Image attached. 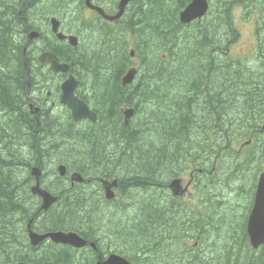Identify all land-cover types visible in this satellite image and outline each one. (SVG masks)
Listing matches in <instances>:
<instances>
[{
    "label": "trees",
    "instance_id": "1",
    "mask_svg": "<svg viewBox=\"0 0 264 264\" xmlns=\"http://www.w3.org/2000/svg\"><path fill=\"white\" fill-rule=\"evenodd\" d=\"M28 1L0 0V264H80L67 248H57L53 255L49 250L37 261L33 251L23 250L29 223L24 225L25 220L36 213L29 204L28 183L34 179L30 162L39 161L45 147L58 154L49 162L53 168L65 164L68 170L95 173L93 178L100 180L114 178L138 196L141 193L140 198L132 194L135 200L142 199L135 207L109 214L111 230L129 249L124 255L133 264H264V245L252 249L246 225L257 173L264 169V0H210L207 17L189 25H183L179 16L192 0H132L119 21L97 20L101 28L108 26L106 38L86 30L83 44L65 54L57 50L61 45L52 35L53 42L43 51L69 65L68 74L79 81L77 96L97 112L96 123H75L66 108L62 114L40 104L39 114L24 109L28 75L24 48L18 42L21 35L36 31L33 17L38 19L34 12L21 17V10L31 7L27 8ZM69 1L53 0L65 12ZM239 8L245 20L255 24L252 58L231 56L241 38L233 18ZM23 17L31 27H21ZM7 29L20 35L8 38ZM27 58L32 68L31 47ZM133 67L137 76L124 85L121 80ZM40 73L45 74L31 72L32 87ZM46 74L40 99L50 96L57 105L60 89L53 82L68 74ZM125 106L134 108L128 126L123 124ZM7 141L12 143L8 147ZM23 145L28 157L14 148ZM230 151L236 161L226 164ZM199 156H204L206 176L201 175L204 183L197 179L196 189L207 194L201 201H206L205 213L203 203H179L174 193L172 205L157 201L152 189L164 188L166 193L167 184L196 164ZM40 162L36 165L44 173L46 164ZM225 166L232 171L219 180ZM100 180L95 183L102 187ZM237 190L236 195L240 190L248 195L242 212L227 199ZM61 196L69 199L66 206L41 212L43 228L72 230L103 241L108 232L104 212L110 210L94 208L71 192ZM232 217L241 220H236L239 238L231 233L234 223L226 221ZM14 242L12 255L9 246Z\"/></svg>",
    "mask_w": 264,
    "mask_h": 264
},
{
    "label": "flooded vegetation",
    "instance_id": "2",
    "mask_svg": "<svg viewBox=\"0 0 264 264\" xmlns=\"http://www.w3.org/2000/svg\"><path fill=\"white\" fill-rule=\"evenodd\" d=\"M41 1H43V0H29L27 8L29 6H31L29 8V10H32V11L35 10L36 6L40 5ZM73 1H74L75 6H76V8H73L75 12H79V11L85 12L86 11L89 14V16L92 17L93 20H96L99 17L96 10L86 7V5H85L86 0H73ZM119 2H120V0H114V1H111V0H92V4L94 6H97L99 8L104 9L106 13L111 11L110 10L111 7L114 8V11L117 12V9H118L117 6H118ZM22 11H23L22 14L20 13L21 16L23 15V13H25L26 10L23 9ZM75 17L78 19H83L82 16H80V15H76ZM54 18H56L58 20V22H60L61 31L64 32L62 34H64L67 38L61 40L54 33H53L54 35L53 34H51V35H53L60 43L64 44L65 45L64 47H66L67 49H70V47L71 48H77L78 46H72V44L69 42V37H71V36L77 37V36L75 34L69 33L68 31L65 30V28L63 27V24H64L63 19H61L58 16L57 17L53 16L52 19H54ZM48 23L50 26V30H52V24L50 22H48ZM58 33H60V32H58ZM7 34H8L7 37L12 38L13 40L15 39V37H18V35H20V33H18V32H13V31L10 32V29H7ZM27 39H29V43L27 44V46L23 47L24 48V51H23L24 60L23 61H24L26 73L28 75V90H27V92L25 91L26 97H24V98H25L26 104H25V106L23 105V107H24V109L26 108L25 110H27L29 114L33 113L35 111V109L38 108V104H40L43 107V109H46V110L50 109V112H53L54 111L53 107L56 104L54 101H52L49 98L50 96L48 98H44L43 100H41L40 99L41 95L39 93L34 92L35 89H37V90L43 89L42 83L45 82L46 77L48 75V74H46V72L53 73L52 70L50 69V67H48L47 65L41 66L39 64L41 71L44 72L45 74H42V78L40 80L39 79L35 80V84H33L34 85L33 87L31 85L32 79H33L31 72L33 73L38 68L37 63H39V62L37 59L39 58V56L41 54L46 53V52L43 51L38 55V57L35 59L37 62L32 66V68H30V66L28 64L29 60L27 58V53H28L29 48L32 47L31 43L40 39V34H39V38H37L36 40H32L29 37ZM77 39H78V45H79L81 43V40L79 39V37H77ZM18 43L21 44V42H18ZM47 52H49V51H47ZM57 59H59V57ZM35 60H33V62H35ZM59 61H61V59H59ZM31 88H32V90H31ZM49 102H50V106H48ZM87 105L90 107L89 104H87ZM132 110H134V108H132ZM93 112L96 114V116L98 118L97 112H95V111H93ZM71 120L73 121V117ZM81 121H86L89 123L90 122L96 123L98 121V119L96 120V122H92L91 120H88V119H82ZM123 124L125 126H128L130 124V122L128 119L123 118ZM11 144L12 143L10 141H7L6 145L8 147V145H11ZM193 147H196V145L194 144ZM243 148H245V146ZM47 149H48V147L44 148V150H47ZM204 164H205L204 156L203 157L199 156L198 162L196 164H194L195 166L190 165L189 167H186L183 169V172H185V173L182 174V176H184L185 174H188V177H189V182L187 184L188 188H192V187H194V189L196 188V182H197V179H199L198 176L199 175L201 176L203 174ZM45 170L46 169L43 170L44 173L41 171V174L39 177L40 187L43 188V184H45V183H49L52 189L59 188V186L63 187V192L58 193L56 190H53L51 192L53 197L56 199L54 205L51 207H58L59 206V208H60L61 206H66L69 199L67 197H62L61 194H63V193L67 194V193L71 192L72 189L77 190V191L71 192L73 195H75L76 198H82L87 202L89 200V205L94 206V208H104V209H108V210L115 209V208H121V207H123V205H122L123 202L126 201L128 198L130 201L129 205H131L133 203L131 200V196H132V194H134L135 189H128L126 186L119 185L118 181L115 180L114 178H112V179L108 178V180L107 179L101 180L102 181V188H101V190H98V189H94V188L96 186L95 181L100 180V178H101L99 176H98L99 178H91V179L86 180V182H88V184H84V183L79 184L76 182H74V183L71 182L74 178L73 177L74 172H72L71 170L66 169L67 170L66 175L65 176H59V177L54 172L52 173L51 177H48L47 175L51 171L50 170L45 171ZM92 176L96 177L97 175H95V173H94V174H92ZM31 182L32 181H30L29 183H31ZM33 182L35 184V182H36L35 178L33 179ZM104 182L106 184H104ZM183 183H184V181L182 182V184H180V186L177 187V189H175L177 191L175 198H177V199H181L182 195L184 194L183 193V191H184ZM44 188H47V187H44ZM162 189H164V188L157 190L156 191L157 194L155 193V196H156L157 201H161L163 203L166 199H170L171 196H174V194L172 191H170L171 187L169 184H167V187L165 189L166 193L164 191H161ZM159 193H160L161 197H159ZM180 194H182V195H180ZM108 198H109V200H108ZM82 203L84 204V202H82ZM29 204L33 207V209L36 210V213L31 214L33 216H31L27 220H25L24 225L29 222L26 225V230L27 231L31 230L29 232L30 235H31L32 231L35 233H38V234H44L42 232H44L45 229L43 228L42 230H38V225H39L41 218L44 217L43 213L48 212L51 209V207H48L49 209L44 210L42 208L43 204H42L41 198L39 196H34L32 194H31V200H30ZM70 205L72 206L73 204H71V203L68 204V206H70ZM41 212H43V213H41ZM106 213L108 214V216L106 217V219L108 220V223H106V227L108 228V232L104 237V242H103L104 245L101 247L98 244V247L96 249L91 248L90 245H89L90 248L88 247L85 249H79V251H81L82 254H84V255L92 253V251L98 253L96 256L90 255L91 258L87 259L84 262L86 264L89 262L91 264H97V263L104 264V262L107 261V258L110 255H120L121 257L129 260V258H127L124 255V253H126L129 249L126 248L124 242H122L118 239V237H117L118 233L112 232V230H111L112 228L110 226H111L112 220H111V218H109V217H111V215H109L111 212H106ZM41 227H43V223H41ZM51 231H54V230L46 229L45 233H48ZM16 244H17V242L16 243L14 242L12 244V246L11 245L9 246V250L12 252V255L14 254V248L16 247L15 246ZM36 245H37L36 247H33V246H31V244L29 242V244L25 245L23 250L30 252V251H33L35 249L36 252H43L44 249L47 247L48 250L56 252L57 248H65L62 245L54 243L50 239L42 241Z\"/></svg>",
    "mask_w": 264,
    "mask_h": 264
},
{
    "label": "rangeland",
    "instance_id": "3",
    "mask_svg": "<svg viewBox=\"0 0 264 264\" xmlns=\"http://www.w3.org/2000/svg\"><path fill=\"white\" fill-rule=\"evenodd\" d=\"M111 1H114V0H111ZM68 11H64V10H62L63 8H62V6H61V3H58V2H53V0H43V1H41L40 2V5H37L36 6V8H35V10H27V11H25V13H28L27 14V16L29 15V13L30 12H34V14H37L36 16L38 17V19H36L35 17H33V20H34V23H35V27H32V29H34V30H38L40 33H41V35H43V37L41 38V39H39V40H36L37 38H39V36L37 37V38H31L29 35L30 34H32V33H38V32H36V31H30L29 33H28V35H25V34H23V35H21L22 37H19V39H20V41L19 42H21V44L20 45H22L23 47H25L26 45H27V43H29V39H27V36L29 37V38H31L32 40H36V41H34V42H32L31 43V56L34 58L33 60H35L37 57H38V55L41 53V52H43V50L45 49V46H47L48 45V42H53V38H52V35L51 34H53V32L50 30V26H49V20H50V18H52L53 16H55V17H60L61 19H63L64 21V24H63V27L65 28V30L66 31H68L69 33H72V34H75L77 37H79V39L81 40V43L79 44V45H81V44H83V42H84V40H83V38L81 37V36H83L84 38H85V31L86 30H96L97 31V33L101 36V37H103V38H106V37H108V32H107V29H108V26H102V28L101 27H98L96 24H95V21L92 19V17L91 16H89V14L85 11V12H75L74 11V9L73 8H76V6H75V4H74V1L73 0H70L69 1V5H68ZM110 10H114V8H112L111 7V9ZM22 10H21V14H22ZM62 13V14H61ZM244 10L243 9H241V8H239V9H237L236 10V12L233 14V18H234V22H235V25H236V27L239 29V31H240V33H241V38H240V42L237 44V45H235L233 48H232V51H230L231 52V56H232V58L233 59H242V58H252V57H254V54H255V24H254V22L253 21H246L245 19H246V15H244ZM24 14V13H23ZM76 15H80V16H82V18L83 19H78V18H76L75 16ZM22 17V16H21ZM207 17V16H206ZM205 17V18H206ZM22 19V18H21ZM23 19H24V17H23ZM25 20V19H24ZM27 20H28V23L30 22V20L29 19H26L25 21H23V22H21L20 24L22 25L21 27H31V26H29V24L27 23ZM69 21V22H68ZM106 29V30H105ZM99 31V32H98ZM39 34V33H38ZM54 35V34H53ZM26 36V37H25ZM54 37V36H53ZM55 38V37H54ZM50 40V41H49ZM57 40V39H56ZM57 42L61 45V47H64L65 45L64 44H62V43H60L58 40H57ZM79 45H78V47H79ZM23 47H21V48H23ZM57 47V46H56ZM61 47H57V50H62L63 51V53H65V54H68V53H70V50H68L67 48L66 49H64V48H61ZM132 52L134 53V51H131V55L130 56H134L135 55V53L132 55ZM134 58V57H133ZM37 61L35 60V62H34V64L36 63ZM33 64V65H34ZM137 67H133V69H136ZM41 70V69H40ZM40 70H38V69H36L35 71H34V73L35 72H38V71H40ZM137 70V69H136ZM42 78V74L40 73V75L37 77V79H41ZM123 79H124V77H123ZM122 79V80H123ZM121 80V81H122ZM62 81L63 80H61L60 78H58V79H56L54 82H53V84L54 85H60V83H62ZM133 81V80H132ZM134 82V81H133ZM132 82V83H133ZM123 83V82H122ZM132 83H130V84H127V85H131ZM37 89H35L34 90V92L35 93H39L41 96H42V91H43V89H40V90H37ZM40 96V97H41ZM48 106H50V104L48 105ZM105 107H108V105L107 106H105ZM129 107H127V106H125V107H123V108H121V110H122V112L124 113V111H126L127 109H128ZM54 110H55V112H57V113H60V114H62L63 112H64V107L60 104V103H58L57 105H56V107L54 108ZM134 114L132 113V115L130 116V117H132ZM126 117H128V116H126ZM125 117V118H126ZM72 118V117H71ZM128 120L130 119V118H127ZM73 122H75L74 120H73ZM87 123L86 121H81V122H75V123ZM51 144H53V143H51ZM248 144H249V142H248ZM24 145L22 146V148H20L19 146H17V147H14V148H16V152H17V154L18 153H20V155L22 154L24 157H28V156H26L25 155V152H26V154H28L29 152H28V149H27V147H25V149H24ZM51 147H53L52 145H51ZM238 149V148H237ZM44 150V149H43ZM239 150V149H238ZM230 155H231V158H229V160L227 161V163L226 164H228V163H234V162H232V160L234 159L235 160V158H234V155H233V152H231L230 151ZM58 157V154L57 153H55L52 149H50V148H48L47 150H44L43 151V153H42V155H41V157L40 158H38L39 159V161H41L40 162V164H43V163H45L46 164V170H50L51 172L50 173H48V177H51L52 176V173L54 172L58 177H59V171H57L56 170V168H57V165L55 166V168H53L52 167V164L51 163H49L50 161H52L53 159H55V158H57ZM22 160H24L23 158H22ZM38 160H34V163L33 162H30L31 164H32V167L30 168L31 170H32V168L34 167V169L35 168H40L41 169V167L40 166H37L36 165V163L37 162H39ZM236 161V160H235ZM239 165V164H238ZM208 166V165H207ZM218 169L217 170H221V164L219 165L218 164ZM231 166H225L224 167V171H222V173H221V175H220V178H219V180H223L222 178H224V177H226V175H228V173H230L232 170V168H230ZM21 170L23 171V167H21ZM42 170V169H41ZM45 170V171H46ZM21 171V172H22ZM72 172H74V178L75 179H78V176L80 177V175H78L79 173H78V171H72ZM71 172V173H72ZM22 173H24V172H22ZM259 173H261V171L259 172ZM259 173H257V175L259 174ZM203 174H204V176H206V173H204L203 172ZM66 175V174H65ZM65 175H62V176H65ZM77 176V177H76ZM89 176V175H88ZM204 176H201V177H199V180L201 179L202 180V183H204V181H205V177ZM259 176V175H258ZM222 177V178H221ZM91 178H93V176H89V179H91ZM182 179H183V181H184V183H183V189H185V188H187L186 189V191L184 192V196L182 195V198L181 199H179V203H187V204H190V205H192V206H195V204L196 205H200L201 203H203L204 205H203V207H202V212H204L205 213V202L206 201H204V202H201V201H203V198L205 197V196H207V194L205 193V191L203 190V189H200V188H198V189H194V187H192V188H188V182H189V177L188 176H186V175H184V176H182L181 177ZM227 178V177H226ZM86 180H88V179H86ZM86 180H84L83 182L85 183V184H88V182H86ZM30 185H29V187H32V186H34L35 184H34V182L32 181L31 183H29ZM46 184V183H45ZM48 185H50L49 183H47ZM171 184H172V181H171V183H170V187H171ZM95 185L98 187L99 186V183L98 182H96L95 183ZM45 186H44V184H43V188L41 187V189L42 190H46L45 188H44ZM202 188H204V186L202 187ZM47 191V190H46ZM152 191H154L155 193H156V190H154V188L152 189ZM170 191H171V189H170ZM49 192V191H48ZM173 192V191H172ZM50 193V192H49ZM238 193V190L236 191V193H230L229 194V197L227 198L228 199V201H232L233 200V202H235L236 204V208H237V210H240L241 212L242 211H244V208L246 207L247 208V206H248V201L246 200V199H248V195H247V193H244V194H242L243 193V190H240V194L239 195H236ZM134 194L135 195H137L135 192H134ZM157 194V193H156ZM203 194H205L204 195V197H203ZM137 197L138 198H140V197H142V195H141V193L139 194V196L137 195ZM160 197V196H159ZM203 197V198H202ZM131 200H132V204L131 205H129L130 204V201H129V198L127 199V201H124L123 202V207H121V208H115V209H111L110 210V212H111V215L112 216H114V215H117L118 213H119V211H122L123 209H126V208H133V207H135V205H137V203L139 204V203H141V200L142 199H140V200H135L134 199V197H133V195H132V197H131ZM165 201H168L167 202V205H172V201H171V198L170 199H166ZM165 201L163 202V203H165ZM126 203V204H125ZM128 206H132V207H128ZM104 213H106V212H104ZM106 216H107V213L105 214ZM122 215H125V213L124 214H122ZM119 216H121V215H119ZM122 217V216H121ZM239 217V216H238ZM238 217L237 218H235V217H232V218H226V221L227 222H229V221H231V222H233L234 224H233V226H234V230H232L231 231V233H235L234 234V237H237V238H239L238 236H239V232H236V230H237V225L236 224H238L237 222H236V220H240V219H238ZM43 217L41 218V220H40V222H39V225H38V228H40L41 227V223H43ZM112 220V219H111ZM241 221V220H240ZM112 222H113V220H112ZM114 223V222H113ZM137 224V223H136ZM135 224V225H136ZM117 224L115 223V226H116ZM134 228H135V226H134ZM223 229H224V227H222ZM27 231V230H26ZM31 231V230H30ZM33 232V231H32ZM28 237H29V234H28V231L26 232V235H24V237H23V240H24V244L22 243V245H23V249H24V247H25V245H27V244H29V239H28ZM105 237V236H104ZM29 241V242H28ZM87 241V240H86ZM100 241V240H99ZM103 241H100V243L101 244H104V243H102ZM21 245V246H22ZM101 246H103V245H101ZM34 249V248H33ZM49 250H48V248L46 247L45 249H44V251L43 252H36L35 251V249L33 250V255H32V257L37 261V260H40V257H42V256H44L47 252H48ZM24 252H27V251H24ZM51 255H53L55 252L54 251H50L49 252ZM78 254H80V256H82V258L83 259H87L88 258V255H90V254H82V252H78ZM81 264V263H80Z\"/></svg>",
    "mask_w": 264,
    "mask_h": 264
},
{
    "label": "water",
    "instance_id": "4",
    "mask_svg": "<svg viewBox=\"0 0 264 264\" xmlns=\"http://www.w3.org/2000/svg\"><path fill=\"white\" fill-rule=\"evenodd\" d=\"M132 0H121L118 8V13L113 16L107 15L102 9L95 8L91 4V0H86V5L89 8L95 9L98 11V13L103 16L104 20L114 22L118 19H121L126 11V6L129 5V3ZM210 9V3L209 0H192L191 3L183 10L180 14V21L182 24H190L194 22L195 20L201 19L208 13ZM52 28L53 32L57 37L61 40L66 39L67 37L63 35L62 33H58V28L60 23L56 18L52 19ZM31 38H37V33H32L29 35ZM69 42L72 44V46H78V39L77 37H69ZM40 63L42 65H48L52 72L56 74H67L70 69L68 64H62L59 59H57V56L53 53H44L40 55L39 59ZM137 74L136 69H131L127 75L124 77L123 84L127 85L132 83L135 79V76ZM61 90H62V97H61V103L72 112L73 120L75 121H81L82 119H88L93 122H96V114L93 113L88 105L81 99H79L76 95V90L79 86V82L76 79V77L71 74L68 76L67 80L65 79L63 83H61ZM38 111L37 109H35ZM129 112V111H128ZM127 112L128 118L132 115L134 112L133 110H130V112ZM66 168L64 166L59 167V171L62 175L65 174ZM34 176L37 178L36 185L32 188L33 193L39 194L43 198V209L47 210L55 201L56 199L49 195V193L41 189L40 187V181L39 176L41 174V171H39L38 168H35L33 171ZM77 177V176H76ZM80 179V177H79ZM75 180V178H74ZM181 180H174L171 184L172 190H174L175 194H177L178 186H180ZM256 195H255V202L254 206L252 208V211H250L249 219L247 225V233L250 240V244L253 247V249H259V247L264 245V172L260 175L259 183L256 186ZM47 237H51L55 242L57 243H63V244H70L74 245L77 248H82L85 246V242L82 241L77 235L75 234H64V233H56V234H48L45 236L38 235L36 233L31 234V239L33 241V244H37L41 242L42 240L46 239ZM25 264V263H20ZM99 264V263H98ZM104 264H131L128 260H126L123 257L113 255L111 256L107 261H105Z\"/></svg>",
    "mask_w": 264,
    "mask_h": 264
},
{
    "label": "bare ground",
    "instance_id": "5",
    "mask_svg": "<svg viewBox=\"0 0 264 264\" xmlns=\"http://www.w3.org/2000/svg\"><path fill=\"white\" fill-rule=\"evenodd\" d=\"M208 14V13H207ZM206 14V15H207ZM206 15H204V17H202L201 19H198V20H203L205 17H206ZM103 20L102 18H97L96 20H94L95 21V24L98 26V27H100L99 26V22L97 21V20ZM198 20H195V21H198ZM194 21V22H195ZM49 22L51 23L52 22V18H50V20H49ZM60 23V22H59ZM183 25H189V24H183ZM52 32H53V28H52V30H51ZM58 32H60V33H64L63 31H61V26L59 25V28H58ZM54 33V32H53ZM38 34V33H37ZM64 35V34H63ZM38 36H39V34H38ZM33 39V38H32ZM46 53H53V52H51V51H49V52H46ZM44 54V53H43ZM53 54H55V53H53ZM134 53L132 52V55H133ZM42 55V54H41ZM56 55V54H55ZM57 56V55H56ZM40 57V56H39ZM58 58V57H57ZM39 59V58H38ZM37 59V60H38ZM38 62H39V64L41 65V66H46V65H42L41 63H40V61L38 60ZM51 69V68H50ZM16 101V100H15ZM89 107V106H88ZM89 109L93 112V110L91 109V107H89ZM130 110H132V109H128V110H126L125 111V114H126V116H127V112L129 111L130 112ZM134 111V110H133ZM128 112V113H129ZM94 113V112H93ZM133 114H134V112H133ZM97 118V117H96ZM95 118V119H96ZM126 118H128V117H126ZM130 119H131V117H130ZM97 120V119H96ZM75 121V120H74ZM75 122H80V121H75ZM93 122V121H92ZM136 143H138V142H136ZM33 160V159H32ZM33 162V161H32ZM34 163V162H33ZM60 166H64L67 170H68V168H67V166L65 165V164H60V165H57V168H56V170L57 171H59L58 169H59V167ZM39 169V171H41V169L40 168H38ZM65 169V170H66ZM34 170V167L32 168V170L31 171H29V172H31V174H32V176H33V178H36L35 176H34V174H33V171ZM67 170H66V172H67ZM66 172H65V174H66ZM78 175H80V179H79V176H78V179H75L74 180V178H73V180L71 181V182H76V183H79V184H82V183H84L83 181L84 180H86V179H89V176H86L85 174H83V175H85V177L86 178H84V176L81 174V172H79L78 171ZM64 174V175H65ZM59 176H62V174H61V172L59 171ZM101 180H103V179H101ZM100 180V181H101ZM175 179H172V182L174 181ZM40 181V180H39ZM100 183H102V181L100 182ZM85 184V183H84ZM104 184H106L105 182H104ZM35 186V185H34ZM34 186H32L31 188H30V190H31V192H32V194L34 195V196H39V194H36V193H33V191H32V188L34 187ZM101 188L102 187H97V186H95V188L94 189H98V190H101ZM46 190H44V191H46V193L48 192L49 193V195L50 196H52L53 197V195H52V191L54 190V189H52L51 188V186L49 185V187H47V188H45ZM56 189H60V191L59 192H63V187L62 186H59V188H56ZM73 191H77L76 189H72V191L71 192H73ZM171 191H173L172 190V188H171ZM173 193H174V191H173ZM40 198H41V200H42V204H44V202H43V198L41 197V196H39ZM108 200H109V198H108ZM16 201V200H15ZM127 201V200H126ZM12 202V201H11ZM55 203V202H54ZM54 203L51 205V206H53L54 205ZM126 204V203H125ZM14 206V205H13ZM50 206V207H51ZM21 209V208H20ZM98 209V208H97ZM15 210V209H14ZM102 210H106V209H104V208H102ZM13 211V210H12ZM16 211V210H15ZM24 211V210H23ZM22 211V212H23ZM107 211V210H106ZM109 211V210H108ZM21 212V211H20ZM25 213V212H24ZM22 214V213H21ZM13 215V214H12ZM27 215V214H26ZM26 217V216H25ZM11 224V223H10ZM43 229V227H40V228H38V230H42ZM45 231H46V229H45ZM45 231L44 232H42V233H44V234H42V236H45V235H48V234H56V233H64V234H70V233H72V234H75V235H77L80 239H82V241H84L85 243V246H83L82 248H77V247H75L74 245H70V244H63V243H57V242H55L51 237H47L46 239H44V240H42V241H45V240H47V239H50V240H52L54 243H56V244H59V245H62L63 247H65V248H67V249H70L71 251H73V256L74 257H76V259H77V262L78 263H84L87 259H89V258H91V256L90 255H94V256H96L98 253H96V252H93L92 251V253H89L90 255H88V258L85 260V259H83L82 258V256H80V254H78V252H81V251H79V249H85V248H88L89 247V245H90V247L91 248H93V249H96L97 247H98V244L101 246V245H104V244H101L100 243V241H99V239L98 238H96V236H93V238H95L94 240H92V239H89V238H86L84 235H82L80 232H76V231H72V230H55V231H51V232H48V233H45ZM30 230L28 231V234H29V237H28V239H29V241H30V244H31V246H33V247H36L37 245L36 244H33V241H32V239H31V235H30ZM33 233V232H32ZM31 233V234H32ZM7 236V235H6ZM87 240V241H86ZM41 241V242H42ZM103 242H104V240H103ZM102 242V243H103ZM40 243V242H39ZM38 244V243H37ZM89 247V248H90ZM102 247V246H101ZM78 249V250H77ZM111 256H113V255H110L108 258H107V260L111 257ZM117 256H120V255H117ZM121 257V256H120Z\"/></svg>",
    "mask_w": 264,
    "mask_h": 264
}]
</instances>
